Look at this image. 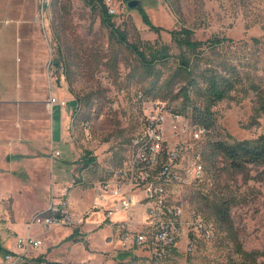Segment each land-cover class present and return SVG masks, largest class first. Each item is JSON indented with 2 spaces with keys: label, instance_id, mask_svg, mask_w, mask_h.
I'll use <instances>...</instances> for the list:
<instances>
[{
  "label": "rangeland",
  "instance_id": "rangeland-1",
  "mask_svg": "<svg viewBox=\"0 0 264 264\" xmlns=\"http://www.w3.org/2000/svg\"><path fill=\"white\" fill-rule=\"evenodd\" d=\"M128 1L115 0L119 13L113 15V21L127 40L143 52L169 51L168 61L155 65L157 76L146 70L125 44L110 36V30L101 21L99 7L92 9L88 0H40L39 15L35 18L39 31L25 29V41L42 43L46 48L44 72L40 73L39 81L45 82L47 92L53 89L57 99L70 104L65 131L71 147L68 163L46 159V166L54 169V173L43 170V158L39 162L27 161L24 186L32 184L37 192L34 197L41 202H48V188L56 180L65 187H79L93 194L95 183L130 160L132 140L144 134L151 110L160 104L179 110L185 102L183 94L175 96L183 83L175 84L169 93L145 94L153 81L157 80L159 86L164 84L183 53L171 31L186 27L193 31L194 40L201 41L218 36L226 40L224 45L202 46L201 66L207 60L211 64L224 60L239 62L248 81L214 106L216 125L201 140H193L189 133L169 131L166 142V148H173L176 143L184 146L181 159L174 164L181 175H188L192 164V170L201 176L199 182L190 186H171L169 193L176 197V203H184L185 198L190 212L203 214L204 224L209 226L204 228V235L211 238H199L194 250L189 252L179 244L159 259L153 258L147 247L131 246L124 251L107 246L97 233L105 234L107 227L95 231L92 234L95 241L87 245L93 246L90 251L96 255L94 264H264L262 168L250 165L244 171H232L221 158L214 167L207 166L203 158V149L210 140H254L264 133V110L259 99L264 91V0H140L149 21L159 30L144 22L140 6L129 9ZM44 4L46 8L42 7ZM186 55L192 54L186 52ZM56 61L61 65L57 67ZM251 83L256 89L250 88ZM191 98L194 103L200 101L194 92ZM41 141L46 144V136ZM58 147L65 153L64 144ZM86 151L95 158L88 167L83 160ZM59 154L56 156L60 157ZM50 155H54L52 150ZM36 167L39 170H34ZM60 167L70 168L67 177L57 178ZM218 195H228L234 200L232 232L221 228L212 214L210 203ZM12 202L11 197L4 196L3 203L8 209ZM66 205L71 211L68 200ZM236 244L242 246V251L255 255L254 261L245 263ZM150 246L152 251L155 247L163 250L157 242ZM66 250L61 256H70L74 248ZM74 253L81 256L84 252L80 248Z\"/></svg>",
  "mask_w": 264,
  "mask_h": 264
},
{
  "label": "crops",
  "instance_id": "crops-1",
  "mask_svg": "<svg viewBox=\"0 0 264 264\" xmlns=\"http://www.w3.org/2000/svg\"><path fill=\"white\" fill-rule=\"evenodd\" d=\"M39 5L40 0H0V262L7 251L17 250L18 237L33 236L43 241L41 249L31 250L36 264H80L85 263V260L94 264L96 255L92 252L93 246L87 244L95 241L96 236H92L95 231L108 228L105 234L97 232L100 240L102 237L104 241L110 232L108 226L100 225L103 211L92 209L96 183L93 186V194H90L79 187H65L63 183L53 181V186L48 188V202H41L34 197L37 192L32 184L24 186L27 161L39 162L38 159L43 158V170L49 169L54 173V169L46 166V159L49 157L52 161L61 160L68 163V150L71 147L66 141L65 131L70 104L67 100L57 99L51 106V98H57L54 96L55 92L53 89L47 92L45 82L39 81L40 73L44 72L46 48L42 43L25 41V29L34 28L39 31V25L35 22L39 15ZM42 7L46 8V5ZM45 136L46 144L41 141ZM59 144L66 146L65 157L64 151L58 147ZM56 149L59 150L56 152ZM49 150H52L54 155H50ZM56 153L61 156H56ZM38 167L34 170H39ZM68 168L60 167L57 170V178L67 177L66 173L71 166ZM62 192H66L68 196L71 211L78 214L90 212L86 223L76 229L53 227L46 230L40 225L29 229L28 221L37 212L49 216L57 214L56 207H47L53 195L58 196ZM24 194L31 197H24ZM4 196L12 198L10 209L3 203ZM139 198L140 204L132 211L115 215L117 229L130 217L139 228H147L144 195ZM107 246L121 249L120 244ZM67 247H73V253L68 257L61 256L67 251ZM80 248L84 253L81 256L74 255Z\"/></svg>",
  "mask_w": 264,
  "mask_h": 264
},
{
  "label": "built area",
  "instance_id": "built-area-1",
  "mask_svg": "<svg viewBox=\"0 0 264 264\" xmlns=\"http://www.w3.org/2000/svg\"><path fill=\"white\" fill-rule=\"evenodd\" d=\"M113 3L114 15L119 13V7ZM142 98V94L139 95ZM57 101L53 97L50 105ZM189 133L193 140H201L208 131L191 122L183 114L165 107L156 105L146 118V129L142 136L132 140L133 151L130 160L120 169H115L104 180L95 186V200L92 209L102 210V225L109 227L110 232L105 243L108 245L120 244L123 250L131 246L147 247L156 259L168 255L169 249L182 244L187 252L194 250L199 238L205 237L204 216L199 211L190 212L184 198V203H176L169 188L174 185L183 187L199 182V174L192 170L188 175L174 168V164L181 159L184 146L176 143L173 148H166L168 132ZM150 136H157V144L146 147V140ZM137 141H144V148H137ZM202 162V161H200ZM180 194V193H179ZM140 195H144L146 203V229H141L131 219L124 221L117 229L115 215L128 213L140 204ZM179 196H183L182 193ZM68 196L66 192L53 195L47 209L56 207L58 217L42 218L37 212L28 221V228L40 225L49 230L53 227L80 228L87 221L90 212L78 214L66 208ZM157 242L163 250L152 251L151 243ZM43 241L33 236L18 237L15 252L4 255L0 264H36L31 256V250L41 249ZM50 264H73L71 262ZM90 264V263H80Z\"/></svg>",
  "mask_w": 264,
  "mask_h": 264
},
{
  "label": "trees",
  "instance_id": "trees-1",
  "mask_svg": "<svg viewBox=\"0 0 264 264\" xmlns=\"http://www.w3.org/2000/svg\"><path fill=\"white\" fill-rule=\"evenodd\" d=\"M99 1L100 6H97V0H88L92 9L99 7L101 21L110 30V36L119 43L125 44L128 49L135 53L137 60L142 66L151 74H156L157 76L156 70H154L155 65L157 63H166L169 59V51L157 49L156 51L152 50L149 53H145L138 45L130 43L125 33L115 25L113 15L109 13L105 2L103 0ZM139 8L144 22L151 29H161L151 24L149 16L142 6ZM171 34L183 51L178 65L164 81L163 85L159 86L157 80H155L145 94L153 96L162 91L169 93L173 91L172 88L175 84L183 83L179 93L175 96L178 97L183 94L185 102L181 109L175 111L183 114L191 122L205 128L209 132L215 127L217 122L214 106L226 99L231 92L244 84L245 81H248L247 74L239 66V62L234 63L229 60H224L219 64H211V61L206 59L204 66H201L200 60H203V56L200 54L201 47L206 44L208 48L223 46L225 39L215 36L206 41L194 40L193 31L186 27H182L180 30H172ZM186 52L192 55H186ZM54 64L57 67L61 65L60 61H56ZM250 88L256 89V86L251 83ZM192 92L197 95L199 102H193L191 98ZM259 99L260 102L262 101L261 108L264 110V91L259 94ZM203 158L207 166H216L218 159L221 158L232 171L240 172L246 170L250 165H257L264 172V133L254 140L247 139L232 142L223 138L210 140L203 149ZM83 160L85 161V166L88 167L95 161V158L90 156V152L86 151ZM233 206L234 200L228 195H218L210 203L212 214L220 223L221 228L229 232L234 230L231 214ZM236 246L238 252L244 255L245 263L254 261L255 255L242 251L240 244H236ZM9 252L7 251L6 254ZM153 258L155 257L153 256Z\"/></svg>",
  "mask_w": 264,
  "mask_h": 264
},
{
  "label": "bare ground",
  "instance_id": "bare-ground-1",
  "mask_svg": "<svg viewBox=\"0 0 264 264\" xmlns=\"http://www.w3.org/2000/svg\"><path fill=\"white\" fill-rule=\"evenodd\" d=\"M106 6L108 8V11L111 15H114V9L111 6L110 0H106ZM153 144H157V136H150V140H146V147H153ZM137 148H144V141H137ZM57 214L49 216L45 213H41L42 218H56L58 217V211H56Z\"/></svg>",
  "mask_w": 264,
  "mask_h": 264
},
{
  "label": "water",
  "instance_id": "water-1",
  "mask_svg": "<svg viewBox=\"0 0 264 264\" xmlns=\"http://www.w3.org/2000/svg\"><path fill=\"white\" fill-rule=\"evenodd\" d=\"M139 6H141V1L140 0H130V1L127 2V7L129 9L138 8Z\"/></svg>",
  "mask_w": 264,
  "mask_h": 264
}]
</instances>
